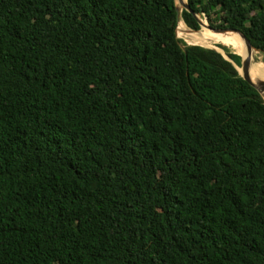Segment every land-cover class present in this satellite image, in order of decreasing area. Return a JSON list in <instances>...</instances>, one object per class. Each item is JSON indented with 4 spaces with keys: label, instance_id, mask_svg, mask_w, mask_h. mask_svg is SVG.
I'll use <instances>...</instances> for the list:
<instances>
[{
    "label": "trees",
    "instance_id": "16d2710c",
    "mask_svg": "<svg viewBox=\"0 0 264 264\" xmlns=\"http://www.w3.org/2000/svg\"><path fill=\"white\" fill-rule=\"evenodd\" d=\"M186 1L264 55V0ZM177 26L174 0H0V264H264V99Z\"/></svg>",
    "mask_w": 264,
    "mask_h": 264
},
{
    "label": "bare ground",
    "instance_id": "6f19581e",
    "mask_svg": "<svg viewBox=\"0 0 264 264\" xmlns=\"http://www.w3.org/2000/svg\"><path fill=\"white\" fill-rule=\"evenodd\" d=\"M186 0H176L178 6L180 3H185ZM178 35H181L188 44H195L200 46H206L207 43H220L224 46H228L240 57L246 58L247 50L244 42L234 34H217L212 32H193L186 28L182 21L179 22L177 27ZM251 62L253 63L254 51L251 53ZM253 74L264 80V64L255 63L253 64Z\"/></svg>",
    "mask_w": 264,
    "mask_h": 264
},
{
    "label": "water",
    "instance_id": "95a60500",
    "mask_svg": "<svg viewBox=\"0 0 264 264\" xmlns=\"http://www.w3.org/2000/svg\"><path fill=\"white\" fill-rule=\"evenodd\" d=\"M175 1V11H176V14H177V20L179 22V19H180V13L181 11L185 10L186 12L188 13H191L193 14V12H191L188 4H187V1L185 3H180V6L177 5L176 3V0ZM195 18L197 19L200 27H204L210 31H212L213 33H217V34H228V33H231V34H235L237 35L245 44L246 46V50H247V57L246 58H242L241 57V65L240 67H237L235 64L234 67L236 68V70L238 71V68H240L241 72L238 71V74L240 75V77H242V80L246 81L252 88H254L258 94L264 99V80L257 77L256 75L253 74V63L251 62V53L252 51H257L255 48L251 47L252 45L250 44V42L246 39V37L239 31H236V30H230V29H220V30H212L210 27H208L207 23H203L201 21V19H199L198 16L195 15ZM200 46V45H199ZM204 47V46H202ZM207 48V47H205ZM214 49L215 51L219 52L220 54L223 55V57L226 59V60H229L225 54L223 53L222 50L218 49V48H212Z\"/></svg>",
    "mask_w": 264,
    "mask_h": 264
},
{
    "label": "rangeland",
    "instance_id": "374dc122",
    "mask_svg": "<svg viewBox=\"0 0 264 264\" xmlns=\"http://www.w3.org/2000/svg\"><path fill=\"white\" fill-rule=\"evenodd\" d=\"M180 21H182V20H180L179 19V22ZM201 21L203 22V23H207L206 21H205V19H201ZM179 22H178V24H179ZM183 23V22H182ZM178 27V26H177ZM187 28V27H186ZM202 27H200V30L198 31V32H200V31H202ZM206 29V28H205ZM189 30V29H188ZM207 31H209V32H212V31H210V30H208V29H206ZM213 33V32H212ZM177 37L179 38V39H181L185 44H187V45H195V44H188L187 42H186V40L181 36V35H178V33H177ZM218 44H220V43H211L210 42V44L209 43H207V45L206 46H204V47H207V48H216L215 47V45H218ZM220 45H222V44H220ZM222 46H224V45H222ZM227 48H229V49H231L232 51H233V49L232 48H230V47H228V46H226ZM234 52V51H233ZM235 53V52H234ZM236 54V53H235ZM253 64H255V63H263L264 64V55L263 54H261L260 52H257V51H254V59H253Z\"/></svg>",
    "mask_w": 264,
    "mask_h": 264
}]
</instances>
